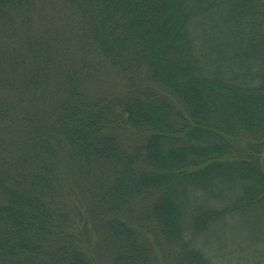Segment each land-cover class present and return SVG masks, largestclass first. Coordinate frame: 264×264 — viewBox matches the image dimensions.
I'll return each instance as SVG.
<instances>
[{
    "label": "trees",
    "instance_id": "trees-1",
    "mask_svg": "<svg viewBox=\"0 0 264 264\" xmlns=\"http://www.w3.org/2000/svg\"><path fill=\"white\" fill-rule=\"evenodd\" d=\"M263 143L264 0H0V264H225Z\"/></svg>",
    "mask_w": 264,
    "mask_h": 264
},
{
    "label": "rangeland",
    "instance_id": "rangeland-1",
    "mask_svg": "<svg viewBox=\"0 0 264 264\" xmlns=\"http://www.w3.org/2000/svg\"><path fill=\"white\" fill-rule=\"evenodd\" d=\"M44 13L39 20L43 19ZM253 221L252 218L225 219L211 230L200 233L197 244L225 264H264V241L256 242L250 231Z\"/></svg>",
    "mask_w": 264,
    "mask_h": 264
},
{
    "label": "water",
    "instance_id": "water-1",
    "mask_svg": "<svg viewBox=\"0 0 264 264\" xmlns=\"http://www.w3.org/2000/svg\"><path fill=\"white\" fill-rule=\"evenodd\" d=\"M261 169H262V176L264 179V143H263V149H262V155H261Z\"/></svg>",
    "mask_w": 264,
    "mask_h": 264
}]
</instances>
